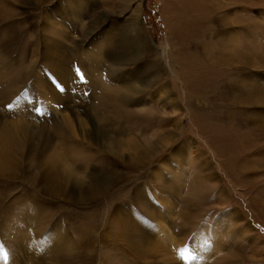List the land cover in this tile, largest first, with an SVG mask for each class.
I'll list each match as a JSON object with an SVG mask.
<instances>
[{
	"label": "rangeland",
	"instance_id": "374dc122",
	"mask_svg": "<svg viewBox=\"0 0 264 264\" xmlns=\"http://www.w3.org/2000/svg\"><path fill=\"white\" fill-rule=\"evenodd\" d=\"M0 264H264V0H0Z\"/></svg>",
	"mask_w": 264,
	"mask_h": 264
},
{
	"label": "bare ground",
	"instance_id": "6f19581e",
	"mask_svg": "<svg viewBox=\"0 0 264 264\" xmlns=\"http://www.w3.org/2000/svg\"><path fill=\"white\" fill-rule=\"evenodd\" d=\"M72 17V16H71ZM109 41V40H108ZM101 47V46H100ZM100 54V53H99ZM56 55V54H55ZM55 57V56H54ZM104 57V56H103ZM91 58V60L93 59L92 57H90ZM112 58V57H111ZM63 60V59H62ZM97 60H99L98 59V57H97ZM116 63V62H115ZM121 63V62H120ZM142 84V83H141ZM105 139V138H104ZM108 139H106V141H107ZM175 191V190H174ZM154 214V213H153ZM157 218V217H156ZM164 220V219H163ZM140 224V223H139ZM164 225V227H166L165 226V224H163ZM159 227V226H158ZM161 227V226H160ZM135 228V227H134ZM137 228V227H136ZM162 228V227H161ZM162 233V232H161ZM169 233V232H168ZM165 234V233H164ZM162 236V235H161ZM167 236V235H166ZM170 236V235H169ZM167 238V237H166ZM171 239V238H170ZM59 239H58V236H57V238H56V240H55V244H56V246H57V244H61V242L63 241V240H59V243L57 242ZM60 246V245H59Z\"/></svg>",
	"mask_w": 264,
	"mask_h": 264
}]
</instances>
